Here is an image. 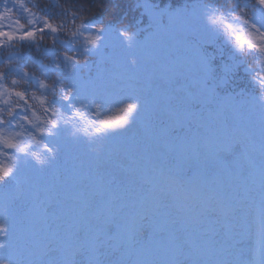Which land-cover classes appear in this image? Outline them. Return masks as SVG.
Instances as JSON below:
<instances>
[{
	"label": "trees",
	"instance_id": "obj_1",
	"mask_svg": "<svg viewBox=\"0 0 264 264\" xmlns=\"http://www.w3.org/2000/svg\"><path fill=\"white\" fill-rule=\"evenodd\" d=\"M142 2L151 3L156 11L177 10L184 18L208 33L206 40L191 30L183 29L180 34L176 33L179 40H173L170 47L159 45L157 48L163 57L183 54L199 64L208 92L205 97H177L169 94L158 98L157 109L151 114L149 121V135L135 134L129 141L132 160L120 162L113 153L107 151V141L101 142L98 154L89 152L83 141L65 150L68 155L74 154L80 158L84 170L94 167L95 174L109 183L112 189L120 192L126 200L139 190L149 156L157 152L155 148L160 149L173 138L192 110L204 105L206 108L213 107L212 103L218 97L244 98L246 93L259 95V81L264 79V57L259 55V51L248 49L246 44L244 47L238 46L236 36L239 35L246 41L253 39L257 33L252 24L254 22L264 28V13H253L254 0H0V29L13 34L27 30L37 32L32 40L11 37L0 40V73L5 74L0 79V109H3L0 111V120L10 121L0 124V140L12 139L21 147L27 146L26 150L41 155L46 154L43 135L50 128L48 121L59 122L63 129L61 132L65 129H78L79 137L85 129L95 137L94 129L100 121L88 111L87 106L82 105L83 98L74 100V106L67 113L59 87L69 82L70 65L66 63L58 72L54 59L62 60L66 53L77 56L80 64L85 63L89 56L78 46L91 29L101 31L110 27L121 37L120 33L123 31H127L132 37H141L145 32L143 23L149 21V16L141 13ZM85 21H95V24H83ZM208 21L219 23L210 24ZM163 22L167 30L176 32L166 14H163ZM46 23L53 24L58 31L40 32L39 29ZM81 24L86 27L79 28L83 37L76 42L72 39V33ZM248 33L252 35L249 36ZM256 42L259 44L260 41ZM51 48L56 49L54 55L51 54ZM87 71L95 74L96 86L101 87L98 82L99 74L106 89L119 91L126 96L135 85L130 69L122 70L116 61L103 59L93 63ZM21 72L29 73V78H23ZM41 83L45 85L44 88L40 87ZM18 91L25 93L24 100L15 95ZM83 103L87 104L86 101ZM52 109L56 110L55 114ZM9 110L16 112L15 119L10 118ZM25 116L28 117L27 120L24 119ZM227 116L228 119L231 118L228 112ZM252 116L253 123L257 124L256 139L261 140L264 152V121L255 112ZM199 117L200 120L194 124L197 125L198 136L202 138L207 128L206 110H202ZM19 155L22 154L0 144V161ZM261 158L259 161L264 163V153ZM61 168L62 165L58 166L61 176L54 190L59 202L69 205L72 201L67 193L71 186L67 172L61 171ZM23 176L28 177L29 183L38 181L34 170H29ZM167 192L170 195L176 190L171 186ZM29 197V188L25 187L18 202H25ZM6 206L8 213L12 214V201L5 190L0 188V211Z\"/></svg>",
	"mask_w": 264,
	"mask_h": 264
},
{
	"label": "rangeland",
	"instance_id": "obj_2",
	"mask_svg": "<svg viewBox=\"0 0 264 264\" xmlns=\"http://www.w3.org/2000/svg\"><path fill=\"white\" fill-rule=\"evenodd\" d=\"M145 10L149 15L154 13L149 4L145 5ZM155 15L152 30L150 29L142 38L131 39L130 42L110 32L89 34V37H100L99 43L112 46L110 52L104 54L100 51L98 43L92 50L94 54L121 61L131 68L137 87L132 95H137L141 99L139 112L128 130L110 137L108 141L109 149L122 161L130 158L129 146L121 138L122 134H127L132 129L144 131L147 125L146 117L154 110L155 102L160 96L169 93L177 96L203 95L206 92L201 71L189 57L167 59L156 52L158 45L168 47L173 40L179 39L175 33L169 35L162 25L159 14ZM168 16L175 24L176 31L186 28L207 39L208 35L204 29L185 20L176 11L168 12ZM85 48L93 49V45L87 42ZM131 58L137 61L135 67L130 64ZM153 76L160 81L159 86L157 80H151ZM90 87L98 93L93 85ZM98 94L101 98L98 97L96 103L100 107L87 101L98 118L115 120L123 115L124 104L121 102L127 98L121 93L110 91ZM251 106L258 107L264 117V104L260 100H251ZM235 112V123H242L237 107ZM216 114L217 116H212L213 119L221 122L222 118L217 112ZM211 124L213 136L208 138L206 145L207 160L200 161V157L195 154L189 143L188 132L185 131L165 147V150L172 154L171 164L164 166L162 157L154 161L155 170L158 172L164 169L168 172L184 170L186 173L187 170L197 169L201 172L202 178L192 191L194 195L186 202V214L177 212L180 209L179 204L174 206L176 211L163 212L159 220L166 223V226L161 227L156 221V227L148 239L145 241L142 237L139 238L141 243L139 246L124 242L118 230L109 232L104 227L114 220V209L111 206V197L107 196L106 187L96 177L79 168H73L71 178L82 186L74 190L73 199L82 207L91 209L89 216L94 217L97 226L91 227L81 215L65 218V212H62L51 197L43 192L37 198V211L30 212L28 220L25 217V222H21L20 219L10 221V231L15 232L14 241L8 250L0 251V257L18 264H68L69 261H74L75 264L85 262L131 264L133 254L139 251L147 258L148 264H172L166 260V253L162 251L163 244H171L167 239V234L171 233L176 236V264H258L257 252L260 249L264 250L257 241L258 222L264 218V169L247 163L251 160L250 151L254 149V143L249 139L252 129L243 125L237 139L236 136L228 135L223 126L218 130L214 120H211ZM242 136L241 148L237 145L233 150L231 146L239 142ZM53 140V137L47 136L48 144L51 145ZM225 149L230 154L224 155ZM186 180V174H181L180 181L184 185ZM236 196L240 198L239 201L236 200ZM205 197L211 198L210 205L204 207L196 204ZM231 197L235 198L236 210L222 212L220 207L227 202L230 203ZM243 201L245 209L238 212ZM38 213H42L43 218L36 220ZM51 223H54V226H51ZM93 229H96L95 233L100 231L97 239L98 255L95 257H91L86 248V239L95 238L94 234L91 235ZM68 235L71 236L70 242L63 238ZM32 237L40 238L42 241V250L38 254L32 247ZM81 249H87V252L77 256L76 252ZM92 251L96 253L95 248Z\"/></svg>",
	"mask_w": 264,
	"mask_h": 264
},
{
	"label": "snow or ice",
	"instance_id": "obj_3",
	"mask_svg": "<svg viewBox=\"0 0 264 264\" xmlns=\"http://www.w3.org/2000/svg\"><path fill=\"white\" fill-rule=\"evenodd\" d=\"M253 13L262 12L264 13V0H254L252 4ZM7 12V10H6ZM247 22V21H246ZM80 27H86V25H79ZM252 27L256 30V36L253 39L244 40L239 35L236 36V41L238 46L244 47L246 44L248 49L259 51L264 54V43L257 44L256 41H264V28H261L256 23L253 22ZM55 33L58 31V28L53 26L51 23H46L43 28H40V32L48 31ZM79 30L77 32L72 33L73 36L78 35ZM126 41H131L132 36L127 32L123 31L120 33ZM37 32L34 30H27L20 33H10L0 29V40L4 38H13L20 40H32L35 39ZM251 36V33H248ZM100 39L98 36H90L88 37V42L92 45H96L97 41ZM130 46V44H129ZM86 52L90 51V49H85ZM96 59V58H95ZM95 59H93L95 61ZM11 63V61H9ZM70 65L69 71V82L67 84H63L62 92L63 95L61 99L65 101L68 107H73L74 100H81L83 106H87L84 104V101H88L96 107H100L99 104L96 103V99L101 96L94 91L91 87H89V81H93L96 79V76L93 72L87 71V64L81 68L79 63V58L75 55L69 56L66 53L63 55L62 60L59 58L54 59V66L58 70H61L65 64ZM130 64L135 67L137 61L135 58L130 59ZM84 69V71H81ZM23 78H29V73L21 72ZM5 77L4 73H0V79ZM63 83V81H60ZM15 84L16 81H13ZM260 83L264 85V79L260 80ZM41 88H44V84H40ZM15 95L20 99L24 100L25 93L24 92H16ZM105 100V98H102ZM262 104H264V100H260ZM7 103V101H5ZM124 107L122 108L123 115L117 117L115 120L107 119L100 120L98 122V126L95 127L94 133L95 137H93L92 133H89L87 129H85V134L87 135V139H82L77 135L78 129H65L63 132L59 131L60 128L59 122L50 120L47 123L50 125V129L47 134L50 137H53V143L51 146L44 145L46 154L41 155L39 153L31 152L26 150L27 146L21 147L20 144L13 142L12 139H3L0 140V144L6 149L15 150L17 153H21L19 156H11L3 161H0V188L5 190L15 191L18 188L19 182L23 175L29 170L43 171L44 169L50 167L53 163H55L59 158L63 151L67 148L72 147L74 145L80 144L83 141L87 150L93 154L99 153V145L101 142L107 141L110 137L119 135L121 132L127 131L128 127L134 122L135 116L138 114L139 109L141 107V99L137 95L130 96L127 100L122 101ZM48 109H45L47 111ZM3 111V109H0ZM55 114L56 110L52 109ZM9 116L12 115L11 110L8 111ZM14 118V117H13ZM25 120L28 119L27 116L24 117ZM2 123H10V121L0 120V124ZM67 124L68 121H65ZM43 132L44 129H41ZM241 148L239 142L231 147L233 150L236 146ZM6 155V152L4 153ZM230 154L227 149L224 151V155ZM167 185H171L175 188L177 193L185 199H188L192 196L191 191L177 178L176 171H170L169 175L166 177V181L164 185H157L151 182L145 184L142 189L141 195L139 197V209L130 217H125L121 221H113L111 223L105 224L104 227L109 231H117L121 228L126 229L133 241H136L138 238H143L145 241L148 239L149 235L153 232L156 227L155 214L160 212L163 209H166V197L168 192L166 191ZM151 209L152 214H149L146 209ZM10 231V218L8 214L7 206L0 211V234H2L3 240L5 243L0 244V249H4L7 247V237ZM147 232V237L145 238V233ZM257 241L258 243L264 247V218L261 219L257 226ZM83 249L76 252V255L79 256L82 254ZM18 264V262L11 261L5 257H0V264ZM68 264H75L74 261H69ZM87 264V262H85Z\"/></svg>",
	"mask_w": 264,
	"mask_h": 264
},
{
	"label": "clouds",
	"instance_id": "obj_4",
	"mask_svg": "<svg viewBox=\"0 0 264 264\" xmlns=\"http://www.w3.org/2000/svg\"><path fill=\"white\" fill-rule=\"evenodd\" d=\"M210 24H215V23H219L218 21H208ZM132 36V35H131ZM259 43H264V41H260ZM237 50H239V51H244L243 49L241 50V49H239V48H237ZM259 55L261 56V57H264V54H262V53H260L259 52ZM253 79L254 80H256V77L255 76H253ZM259 84H260V88H259V99L260 100H264V85H262L261 83H260V81H259ZM3 243H5V241L3 240V237H2V234H0V244H3ZM5 264H6V262H5Z\"/></svg>",
	"mask_w": 264,
	"mask_h": 264
}]
</instances>
